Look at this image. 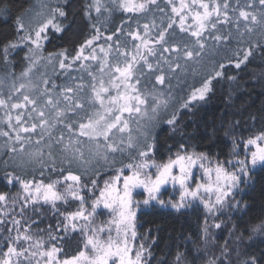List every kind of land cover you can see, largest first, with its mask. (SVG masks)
Instances as JSON below:
<instances>
[{
    "label": "snow or ice",
    "instance_id": "obj_1",
    "mask_svg": "<svg viewBox=\"0 0 264 264\" xmlns=\"http://www.w3.org/2000/svg\"><path fill=\"white\" fill-rule=\"evenodd\" d=\"M164 4L90 0L83 14L91 22V34L73 52L63 49L47 56L48 33L66 31L64 7L41 3L27 21L16 17L15 38L0 45V56L8 66L11 54L26 49V66L19 75L8 70L0 76V137L11 157L4 161L3 178L9 185L18 184L20 191L14 196L0 193V204L19 202L20 218L12 217L6 229L0 264H148V247L136 244L137 212L142 206L180 212L198 202L205 212V243L212 240L213 228L222 227L223 222H217L220 216L241 209L235 195L252 180L257 167L264 170V130L244 141L242 159L234 140V160H214L179 143L174 152L169 147L166 161L158 163L155 138L149 142L146 126L171 107L172 97L164 88L170 89L178 72L189 68L197 72L209 57L211 70L180 104L181 109H191L208 99L213 81L225 78L226 68L242 70L254 50H264V0H164ZM114 11L126 14L127 20L108 34L93 22L92 13L98 21L103 13L111 17ZM156 12L161 13L159 24ZM141 18L146 22L141 24ZM234 38L237 46L228 48ZM221 49L226 53L222 60L213 59ZM57 65L60 74L67 76L62 85L41 71L51 66L56 73ZM71 70L82 75L73 77ZM178 111L165 120L173 130ZM102 167L114 174L101 187ZM197 167L203 173L200 180L193 173ZM29 170L39 171L41 178H28ZM170 183L179 185L178 200L160 197L161 188ZM85 189L93 194L90 204L82 194ZM136 189H143L146 198L135 200ZM71 202H78L75 210H62ZM30 206L33 213L50 210L60 219L55 227L33 230L38 221L23 216ZM101 208L109 218L98 222ZM4 223L0 218V224ZM252 231L264 236V219ZM237 239L242 241L243 234ZM235 251L225 243L221 256L209 264H233ZM183 255L177 254L176 264H187ZM245 256L239 264H264V253Z\"/></svg>",
    "mask_w": 264,
    "mask_h": 264
},
{
    "label": "trees",
    "instance_id": "obj_2",
    "mask_svg": "<svg viewBox=\"0 0 264 264\" xmlns=\"http://www.w3.org/2000/svg\"><path fill=\"white\" fill-rule=\"evenodd\" d=\"M107 1V0H106ZM35 0H0V9L6 8V12H0V45L6 43L8 39L15 38V21L16 17H24L30 10ZM90 0H56L55 6L61 5L68 13V17L64 20L67 26L64 33H48V40L44 42V55L55 53L63 49L73 52L76 47L81 44L86 37L91 34L90 21L84 16L85 5ZM107 3V2H106ZM160 6L164 7V0H159ZM93 22L101 27L102 31L107 30L110 34L124 21L127 15L120 11H114L111 17L107 13H103L99 20H96V13H92ZM157 23L160 22L161 13H155ZM151 18L149 14L148 19ZM144 18L140 19V23H144ZM167 22L165 17V23ZM135 22L131 24L135 28ZM176 38L179 39L181 34L176 28ZM125 37L121 36V40ZM258 37H253V40ZM100 43H104L103 40ZM237 40L234 38L228 48H235ZM26 49L17 50L10 55L11 64L5 66L0 56V76L5 71L14 70L17 75L26 66L23 56ZM225 50L221 49L218 55H213V59L222 60L225 56ZM230 54V53H228ZM47 71L49 77L54 79L55 83L62 85L67 81V76L60 74V70L56 69L53 73L51 66L41 71ZM209 57H206L203 66L199 67L197 72H193L191 68L187 71L178 72L171 79V87L164 88L165 94H170L171 107L167 112H161L158 120L147 124L146 131L149 133V142L151 138H155L156 153L162 162L171 154L168 149L175 151L176 145L185 143L189 146V150L204 152L214 160L226 161L230 142L233 143L238 139H247L249 136L258 134L264 130V50L256 49L246 67L242 70H236L234 67L225 69L226 77L213 81L212 92L209 93L205 102L196 103L191 109H181L180 104L183 103L192 87H199L203 75L210 71ZM70 75L78 77L82 75L77 70H71ZM227 76H234L235 80H228ZM85 80L87 77L85 76ZM178 111V125L173 130L165 120L170 118L173 111ZM3 114V113H2ZM256 117L253 121L251 118ZM133 135L138 133L135 131L136 125L133 124ZM141 139L143 137L141 136ZM10 155L4 147V138L0 137V193H8L10 196L16 195L20 191L18 184L9 185L4 180V161L10 160ZM127 162V156L123 157ZM39 167L38 165L36 166ZM12 169L9 168L8 171ZM110 171L106 167L100 168L99 179L106 177ZM35 176L40 179L39 171L31 172L29 170L28 178ZM49 173L45 171L44 179L47 180ZM52 178L56 176L53 174ZM245 202L247 204L246 215L242 219V211L232 210L236 217L231 219L228 213L220 216L219 221L223 222L220 229H212L213 238L205 243L202 239V228L204 223L201 218L203 214L199 210H191L188 212L162 211L154 209L144 214L142 217L144 224L150 228L152 237L143 238L142 241L136 242L137 245L143 242L148 247L151 256L148 258V264H176V256L183 253L182 259L187 264H209L212 260H217L221 256V250L227 243L229 249H235L231 259L233 264H239L246 258L245 253L253 254L259 257L264 253V236L252 231L255 225H258L261 219H264V170H261L257 176V181L253 183L246 191ZM236 200H241L235 197ZM77 203L72 202L70 206H61L62 210L67 207L68 210H75ZM10 213L3 216V213ZM228 214V215H227ZM24 219L31 217L38 221L33 224V230L47 229L51 224L55 227L60 219L54 216L50 210L43 211L40 214L33 213L31 206L23 214ZM12 217L20 218V203L9 205L6 207L0 204V218L5 219L6 223L0 224V249L5 247L4 238L8 235L7 228L11 227ZM23 222V221H22ZM140 234V233H139ZM243 234V240L237 239ZM154 244H153V243Z\"/></svg>",
    "mask_w": 264,
    "mask_h": 264
},
{
    "label": "flooded vegetation",
    "instance_id": "obj_3",
    "mask_svg": "<svg viewBox=\"0 0 264 264\" xmlns=\"http://www.w3.org/2000/svg\"><path fill=\"white\" fill-rule=\"evenodd\" d=\"M246 139L245 138H243V139H238L237 140V142L239 143V147L236 149V152H238L239 153V158H243L244 157V155H245V149H244V147H243V144H244V141H245ZM227 154H228V157H227V159H226V161L227 160H234L235 159V157L233 156V143L232 142H230V145H229V150L227 151ZM155 160L159 163V162H162V159L161 158H159V156H158V154L157 153H155ZM228 167L229 168H231V165H228ZM260 171H261V169L259 168V167H257V169L256 170H254V172H253V174H252V180L247 184V185H241V190H239L238 192H237V194L235 195V197H239L241 200H240V202H241V205H242V207H241V209H239L240 211H242V216L241 217H239L240 219H242L243 218V216H245L246 215V212H247V208H244L243 207V205H245L246 204V202H245V196H246V191H247V189H249L250 187H251V185H252V183H253V180H255V181H257V176L259 175V173H260ZM112 173L110 172V174L108 173V175H106V177H104V178H101L99 181H98V183H99V185H101L102 186V183H103V181L105 180V179H107V176H109V175H111ZM171 191V188H168V189H164L163 187L161 188V193H160V197L162 198V199H164L165 201H167V194L169 193ZM176 191V190H175ZM83 195H85V198H86V200H87V202L90 204V202H91V198H92V196H93V194L91 193V192H89L88 191V189H85L84 190V192L82 193ZM98 194V193H97ZM141 195H144V193H141ZM134 196V195H133ZM176 196V195H175ZM72 203V202H71ZM74 203H77L78 204V202H74ZM247 205V204H246ZM154 209H159V210H162V211H164V212H166V211H175V210H173V209H171V208H167V209H161L158 205H156L155 206V208ZM153 208H151V207H148V208H141L140 210H139V214H138V223H137V232H138V239H137V241L136 242H140V241H142V239L143 238H148V236L151 238L153 235H152V233H151V231H150V228H148V226H146L145 224H144V221H143V218L144 217H142L144 214H147V213H149V212H151L152 210H154ZM193 211V210H199V211H201L202 212V214H203V218H201V220H202V222L204 223V217H205V212H204V209H203V206L202 205H200L198 202L194 205V207L193 208H187V209H182L180 212H188V211ZM191 211V212H192ZM236 211V210H235ZM100 213H102V212H99V215H101ZM226 213H228L229 215H230V217H231V219H234V217H236L233 213H231V211H229V212H226ZM227 214V215H228ZM98 215V216H99ZM211 222V221H210ZM140 233V234H139ZM153 243V242H152ZM154 244V243H153Z\"/></svg>",
    "mask_w": 264,
    "mask_h": 264
},
{
    "label": "rangeland",
    "instance_id": "obj_4",
    "mask_svg": "<svg viewBox=\"0 0 264 264\" xmlns=\"http://www.w3.org/2000/svg\"><path fill=\"white\" fill-rule=\"evenodd\" d=\"M55 2H56V0H35V2L33 3V5L30 7V10L24 15L23 18L25 19V21H27L29 19V17L32 15V13L35 10H37L39 4L45 3V4H48V5L52 6V7H55V5H54ZM106 2L107 1L105 0V3ZM42 69H45V68H41V70ZM0 116H2V112H0ZM166 160H167V158H166ZM193 173H194V177H195L196 180H200V178L203 175L202 170H200L198 167L193 169ZM112 174H114V173H112ZM107 178H108V176H107ZM102 186H103V183H102ZM163 188L164 189L171 188V191L167 194V201L168 200H178L179 199V191H180L179 190V185L173 186L170 183V184H167V185L163 186ZM141 193H144V195H141ZM133 195H134V199L135 200L142 201L143 199L146 198L147 193H145L143 189H136L134 191ZM141 208H144V206H142ZM99 212H102L103 214L102 215H99ZM138 214H139V211L137 212V216H138ZM98 215H97V221L98 222L99 221H106L109 218V214H108L107 210H104L102 208L101 209H98ZM137 239H138V237H137Z\"/></svg>",
    "mask_w": 264,
    "mask_h": 264
}]
</instances>
